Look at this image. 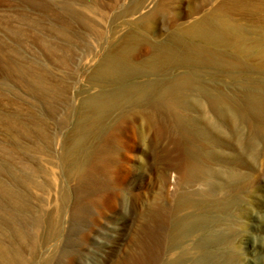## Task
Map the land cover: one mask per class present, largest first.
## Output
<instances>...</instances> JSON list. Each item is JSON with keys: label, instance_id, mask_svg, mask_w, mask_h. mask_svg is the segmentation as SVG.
I'll return each mask as SVG.
<instances>
[{"label": "rangeland", "instance_id": "rangeland-1", "mask_svg": "<svg viewBox=\"0 0 264 264\" xmlns=\"http://www.w3.org/2000/svg\"><path fill=\"white\" fill-rule=\"evenodd\" d=\"M132 1L0 0V264H121L134 258L152 264L154 253H161L160 264L181 253L180 264H194L196 257L201 264H264L262 141L247 155L229 136L228 125L224 137L193 125L182 140L181 159L170 139L179 128L166 113L154 114L166 121L161 134L152 128L145 140L138 135L146 130L140 119L110 128L119 111L94 122L89 99L116 87L97 65L121 52L127 31L164 39L171 19L185 25L192 6H202L198 14L209 8L205 0H169L148 32L128 22L158 0L124 12ZM232 17L245 28L264 29V22L242 8ZM146 54L141 48L137 57ZM189 69L196 86L223 93L234 109V95L264 89L263 70ZM252 74L259 85L249 83ZM148 78L156 77L134 76L121 84ZM187 98L216 118L205 94ZM241 122L249 137L248 126L256 121ZM208 152L220 158H206ZM184 160L196 165L189 185L177 168ZM209 167L232 169L240 177L229 179L220 171L208 179L201 171ZM182 191L199 194L191 207L179 206ZM150 210H169L171 226L154 232ZM181 217L194 219L195 230L181 234Z\"/></svg>", "mask_w": 264, "mask_h": 264}, {"label": "bare ground", "instance_id": "bare-ground-1", "mask_svg": "<svg viewBox=\"0 0 264 264\" xmlns=\"http://www.w3.org/2000/svg\"><path fill=\"white\" fill-rule=\"evenodd\" d=\"M146 1L134 0L124 12L135 13L145 7ZM214 1L205 0L204 3L209 4V8L201 14L198 13L201 12L202 6H192L190 9L192 20L185 25L171 19L169 24L172 30L166 33L164 39H159L157 36L152 40L144 33L127 31L124 40L120 42L121 52L103 59L97 65V72L116 87L111 92H101L89 99L90 108L96 112L94 122H103L111 112L119 111L117 119L110 125V128L118 129L130 119H140L146 130L139 132L138 135L145 140L146 131L149 132L152 128L157 129V135L161 134V128L166 121L156 119L154 114L166 113L174 125L179 128L170 139L174 148L176 147L179 151L181 159L186 158L182 140L192 131L193 125L199 128L206 127L209 131L223 137L226 136L225 127L228 125L229 136L235 140L241 153L254 155L255 151L257 152L256 142L264 143V89H243L241 96H233V99L239 102L234 109L223 93L213 94L208 89L196 86L194 84L196 74L189 68L194 65H207L226 68L228 71L252 69L264 71V29L245 28L235 22L232 17L235 8H242L258 17L263 23L264 0ZM156 2L154 7L142 14L138 20L128 23L135 25L138 29L151 31L152 20L166 13L169 7V0ZM141 48L146 49L147 54L137 57ZM135 56L138 61H135ZM176 69H182V71L171 77L158 78ZM145 74L156 78H148L126 85L121 84L131 77ZM253 76V74L250 76L249 83L253 86L259 85ZM191 92L206 95L215 112V119H210L206 115L201 102L187 98L188 93ZM173 95L177 100L171 98ZM190 111H196L199 115L193 116ZM246 117L256 121V124L248 126L249 137H244L240 128L242 119ZM105 128L108 129L107 126ZM168 150V148L165 150L167 156ZM205 156L213 159L220 158L217 152H208ZM185 161L177 168L180 178L186 185H189L193 182L192 170L196 168V165L193 162L189 165ZM220 171L222 170L218 171L209 167L202 170L201 174L210 179ZM222 172H226L229 179L240 177L232 169ZM209 184V186L216 185L211 181ZM196 195L199 194L182 191L179 196V206L191 207ZM169 213V210L162 214L156 210L149 211L148 220L154 222V232L163 225L171 224ZM176 223L180 225L181 234L194 231L197 227L194 219L187 221L186 218L181 217ZM168 240L166 236L165 241ZM181 256L184 255L181 253L179 258L166 260L161 264H180ZM150 259L152 264L159 263L161 253H154ZM121 264H144V260L134 258L124 260ZM194 264H201L197 257Z\"/></svg>", "mask_w": 264, "mask_h": 264}]
</instances>
